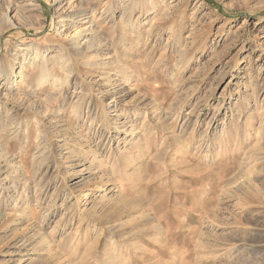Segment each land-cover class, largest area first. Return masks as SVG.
Here are the masks:
<instances>
[{"label": "rangeland", "instance_id": "obj_1", "mask_svg": "<svg viewBox=\"0 0 264 264\" xmlns=\"http://www.w3.org/2000/svg\"><path fill=\"white\" fill-rule=\"evenodd\" d=\"M0 264H264V0H0Z\"/></svg>", "mask_w": 264, "mask_h": 264}, {"label": "bare ground", "instance_id": "obj_2", "mask_svg": "<svg viewBox=\"0 0 264 264\" xmlns=\"http://www.w3.org/2000/svg\"><path fill=\"white\" fill-rule=\"evenodd\" d=\"M59 34H60V33H59ZM70 39H71V38H70ZM70 39H68V41H70ZM88 42H89V41H88ZM85 44H86V46L88 45L87 42H86ZM90 44H91V43H90ZM90 44H89V45H90ZM74 45H75V46H74V47H75V50H76V52H77V51L79 50L80 47H77V45H76L75 43H74ZM86 46H85V47H86ZM90 46H91V45H90ZM90 46H87V47H90ZM98 51H99V50H98ZM95 56H96V55H95ZM95 58H97V57H95ZM91 60H92V59H91ZM94 60H95V59H94ZM88 64H90V63H88ZM90 65H91V64H90ZM6 67H7V68H5V69H6V71L8 72L7 74H9V72H10L9 68H10V67H9V66H6ZM7 69H8V70H7ZM87 196H88V194L85 195V197H87Z\"/></svg>", "mask_w": 264, "mask_h": 264}]
</instances>
